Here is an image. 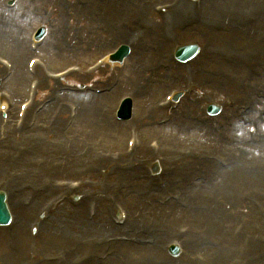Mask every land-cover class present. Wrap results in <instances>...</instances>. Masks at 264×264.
<instances>
[{
    "label": "rangeland",
    "instance_id": "rangeland-1",
    "mask_svg": "<svg viewBox=\"0 0 264 264\" xmlns=\"http://www.w3.org/2000/svg\"><path fill=\"white\" fill-rule=\"evenodd\" d=\"M3 1H6L7 3H15V9L11 12H3V9L1 8V2ZM57 1L58 0H50V5H48L45 0H0V22L4 24H6L5 22H8L17 26L16 29H13L14 37L18 39V42L23 48L25 46L26 50L27 39L30 32L38 27L45 28V42L43 41L44 45L41 49L35 55L29 54L26 57L20 58L23 71H26L27 60L33 56L42 59L44 61L43 63L47 66V71L51 74L62 71L69 65H78L82 70H85L86 67L96 59L110 53L120 45H126V40L119 38L117 34L122 31L130 33L140 32L141 34L135 38L133 48H136L137 46H140L141 48L147 47L149 43L155 42L154 36H157L160 33L159 30L157 34L152 32V30L157 29V25L160 23V18L154 14L153 9L155 10V5L169 2V0H125L123 7H130L129 10L122 11L118 18H111L107 15L103 16V13L100 11V5L102 3H97L98 7L95 6L97 7L96 9L90 4V2L96 3L93 0H84L86 5L83 7L77 4L79 2L78 0H61L62 3L67 6L65 8L66 12H64L65 21L63 25H61L59 19L60 14L56 12V10L60 8V5L56 4ZM190 2L192 4L196 3L191 0ZM68 4L73 8H80L82 11L73 12L68 7ZM138 4H140V7L144 4L149 6V19L138 16ZM254 4L256 7L250 6L249 4L241 10L239 23L242 24L241 19L250 15L251 18L255 20L254 24L256 27L260 24L257 8L259 4ZM255 8H257V11ZM91 10H97L99 12V17L94 16ZM70 18H73L74 20H70ZM192 18L193 13L190 16H187L186 21L191 20ZM216 18L218 19H209L208 30H211L212 32H221L223 30L222 28L226 29V22L223 18ZM98 20L99 22L95 23V21ZM139 22H144V25L148 28L142 29L134 27V25H138ZM124 23H127V27H124ZM213 23L219 25H213L211 27ZM200 25L195 26L193 30L199 29ZM235 28L242 30L241 26H235ZM249 30L251 34L256 31L255 27H250ZM51 36H53V42L51 41ZM170 36L171 42L168 44L170 46L166 47L161 53H157L154 59L151 57L148 59V53L143 49L141 58L142 63L134 64L133 58L135 51L134 53L132 51L129 60H127L122 67L106 66L93 75H88L85 72L83 74L80 73L78 75H73L66 80L74 86L92 85L93 87L105 88L108 94L102 97H94L88 93L85 95H79V90L66 94L61 91V93H58V85L61 87L62 83L57 84L55 82L45 84L46 88L43 90L42 88H39V95L42 99H46L50 94L54 97L53 91L54 87H56L57 93L61 96L59 98H61L63 104L73 103L79 110L81 109L80 104L83 103L91 117L97 119L98 116H101L104 119V122L107 125L105 126V135L93 132L92 135L85 136L83 134L85 124L80 120H77L74 126L70 127V130L64 135V139L55 141V143L50 140V137L47 134L37 133L36 137L38 139H43L45 144L52 142L56 144V146L61 145L67 153L75 146V142H78L76 144V149L78 151H83V153H89L91 163V158L95 155L96 150L98 152H100L101 149L108 151V160L110 162L105 165V172L102 174L105 176L104 178H109V181L106 184L110 186L108 191L104 192L103 190H100V198L105 203H108L107 195L108 197H113L114 194L118 195L120 193L114 191L113 187L125 184L124 181L116 179L115 175L112 176L109 173L115 168V166L119 165L117 163L121 162V153L124 152L123 154H125L126 142L132 140V138L136 139L140 143V146H142L148 153H150V151H148L149 143L151 141H156L154 144L161 146L164 152H167L169 155H182L184 162L189 165L191 164L190 166L194 163L191 157L197 158V161H200L201 159L205 163H208V160H220L222 159L221 157L226 159L230 158L237 160V166L235 168L241 166L244 169L247 167L249 170L252 166L259 167V164L264 166V79H257L262 70L261 65H259L257 61L260 60V58L255 52V47L248 43L238 41V38L234 41L228 40L226 43H216V45L214 44L213 46L207 47V44L203 39L188 34V30L181 32L178 30V27L174 32L170 33ZM156 38V42L162 41L161 38ZM49 41L51 42L50 46H48ZM187 44H196L200 49L199 54L202 55L200 58L198 57L199 59L197 58L198 61L192 67L189 65L185 67L193 81L181 83L178 89L186 93L184 95L188 97L183 99L181 105L176 111L170 110V106L162 109L158 105H162L163 98L171 92V89L167 91L166 88L158 87L157 85H160L159 83L164 81L166 72L164 74L162 73V77H160L159 74L155 77L149 75L151 73L146 72L145 67H154L153 70H155V65L161 61L164 56L171 59L177 46ZM245 46H248V48L245 49ZM10 47L11 43L0 42V56L14 64L13 58H16V56L9 53ZM48 47L51 48L52 51L54 50L53 52L55 53L47 52L46 48ZM201 58L203 60L202 66L200 65ZM236 59L238 61L241 60L242 67L249 70L246 72L254 77V79H251L250 77L241 76L243 85L232 81L234 74H237V72L230 70V67L233 65H231L229 61L233 60L235 63ZM203 70L205 72V81L203 84L201 82L200 86H198L195 80L201 76L203 78ZM2 72L3 71L0 72V75ZM31 79V77L26 75L25 81L21 84V89L23 90L24 95L19 101H17L16 112L19 103L25 98L27 86ZM0 89H5L14 96V89L8 84V82L0 85ZM258 92H260V94H257ZM125 96L131 97L134 101L133 114L131 111V119L125 125L121 126L122 137L116 139L115 134L119 131V125L115 123L113 124L112 116L119 102ZM230 98L235 99L236 106H232L226 102ZM254 101L258 102V104L257 106L252 107L251 104ZM222 102L229 109V112L226 114L233 113V117L229 120H221L222 116L226 115L225 113L217 119H211L206 116L205 109L208 104H215L223 107ZM241 106H249L250 108L246 112L244 111L245 113L242 112L243 114L238 115ZM242 109H244V107ZM47 111L52 112L53 110H51L50 107H45L40 115H44ZM237 115L246 118V120L239 122V117ZM66 116L67 111H65L58 123L60 130L62 124H64ZM164 118L170 119L171 122L160 127L158 121ZM47 121L46 127H48ZM250 122H252V124ZM68 140H71V144L69 143L70 147L67 145ZM35 144H37V142ZM139 152L135 157H137ZM127 156L128 160L122 163L124 164L123 172L134 169L131 167L132 165L135 166V169L137 168V165L135 164L137 163L136 159H134L132 155ZM30 159L32 158L30 157ZM73 159V155L59 153L50 158L48 156L47 162L50 167L56 169L62 163L68 162L71 164ZM240 159L242 162H240ZM40 160H42V163L45 162V156L43 154H41ZM112 161L114 162L112 163ZM150 164L151 162L143 166L141 165L140 172L143 176L154 178L159 174H152L150 172ZM92 165L93 169L91 170L87 169V162H85L84 165L79 166L77 177L73 175L67 177L62 174H45V177L51 180L67 178L77 181L83 179L84 182L91 181L94 183L90 184V187H98L103 183L104 179L100 180L98 178L101 171L98 172V167L94 168V164ZM2 166L6 167V164H3ZM18 166L7 167L4 173L0 175V181L9 178L10 172L12 170H17ZM172 167L170 168V172L172 171L171 175H173V177H182L186 182L189 181L190 176L193 175V173L196 174L195 172H190L188 174L184 172H176L175 170H172ZM208 168L209 165L205 166V170L202 171L204 173L202 174H205L206 172L209 173ZM117 171H120V169H117ZM224 173L225 172L222 171L219 172V175L214 176L212 183L216 184L218 181L219 183L210 188L202 187L199 182L197 187H199V190L202 193L199 195L189 197L187 193V195L181 199L174 187L171 186L173 188L171 190V195L168 197L169 201L168 199H162V191L157 195H154L153 198L143 199L144 205L149 208L153 205L160 207L161 202L169 204L165 206L163 215H168L169 212H175L173 210L176 209L180 210L181 208L178 204H182L185 211L189 210L186 213H206L209 214L212 219L215 218L222 223V227L214 228L209 232L203 226L201 221H196L195 224L189 219H183L182 216H178L174 219H170L169 217L166 218L165 216L156 223L151 220L152 225H154L153 230H155L153 233L155 234L147 235L146 230H143L144 233L141 234V236H144L142 242L147 244L150 243V237H156L157 239L155 245V256L157 257L152 259L153 264H163L164 258L168 261L176 262V260L184 259L186 255L191 257L198 255L201 262H203L202 264H241L243 257L244 260L248 259V254L244 256L245 252H247L245 249H248V244L251 242L249 248L258 244V238L255 237L256 242L251 239L252 233L246 232L248 218H250L249 213L244 211L239 215L236 204L232 199H226L228 206L221 210L217 209L220 206V203L225 200L222 193L225 190L231 197H234L235 202L244 203L239 199L240 193H249L251 196H257L259 200L264 199V183H259L258 186H255L256 184L253 185L251 183H246L245 181L237 182L236 186L231 188L233 183L229 185V183H227L229 180L220 181ZM37 180L41 182V178H37ZM222 184H224L223 187H221ZM140 186H142V182ZM183 187V185L180 186L179 190L183 191ZM185 188L190 194L192 193L190 187ZM97 190L98 189H96V191ZM87 193H89V197ZM75 194L78 196H69V201L74 204L75 201H73V199H75V197L85 199L82 205L77 206V210L83 214V220L90 223L87 219H92L94 216L96 217V215H98V207L100 206L95 193L91 188H88V191L83 190V192ZM23 195H25V192L22 193L21 197ZM115 198L117 199V204L119 206L121 204L126 206L125 201L123 200L126 198V195L123 199L121 197L118 198L117 196H115ZM175 199H177V201ZM154 200L158 202H155ZM252 200L253 199H249V201ZM38 204H36V207ZM132 204H137L134 207V210H136L138 206L139 209L142 210V206L140 203H137L136 200H134ZM65 205L70 207L69 204ZM90 207L93 208L91 212L92 215L88 213ZM141 210L137 211L141 213ZM255 211L259 213L257 208H255ZM109 216H111V218H116L115 206L113 205H111L110 211L106 213L105 218L109 220ZM238 224L244 225L245 227L244 234L242 235V231L238 234V237H241L240 240H237L236 244L231 246L223 243L221 229H227L229 233H231L229 236H232V229ZM163 227H166L167 230L170 229V231L166 233L167 230L164 231L165 228ZM187 227H189L191 231L186 237L182 230L187 231ZM158 234H160V238L158 237ZM201 234L205 238L206 245L208 247L218 248L220 250L219 253L215 252L211 254V250L206 249V247H202L201 249L195 247L200 241ZM97 235L98 233L96 234L94 230H88L83 234L72 231L70 236L67 237L75 241L77 247L81 246L83 242L87 241V239L90 241V239L97 237ZM253 235L256 236L255 233ZM43 239L44 237H40L38 241L36 240V242L39 243L38 245L42 244ZM175 240L180 243V251H178L176 257H171L168 255L167 248L172 244L171 242ZM6 242L7 238H3L4 246L5 244L7 246ZM175 244L177 245V243ZM244 244L248 246L246 247ZM49 247H59L58 252L67 253L65 243L63 242L51 244ZM76 247L74 248L72 255H70V258L76 253H83L81 250H77ZM3 248L5 249V247ZM228 248H230V250H228ZM239 248L241 250L238 253ZM39 251L43 252L44 250L39 248ZM83 251L87 252L85 250ZM36 255L37 252L34 250L32 254L28 255V262L32 260L33 262L38 261L42 263ZM162 255H164V257ZM148 256V250H144L143 254L141 253L140 258L146 261ZM251 262L252 264H264V259L262 257L259 259H252ZM141 264H143V262H141Z\"/></svg>",
    "mask_w": 264,
    "mask_h": 264
},
{
    "label": "bare ground",
    "instance_id": "bare-ground-1",
    "mask_svg": "<svg viewBox=\"0 0 264 264\" xmlns=\"http://www.w3.org/2000/svg\"><path fill=\"white\" fill-rule=\"evenodd\" d=\"M47 1V4L50 5V0ZM145 1V0H144ZM157 1V0H153ZM161 1V0H158ZM166 1V0H163ZM125 0L121 1H111L106 0L100 5V11L103 13V16L107 15L111 18H118L120 16V13L122 11L129 10L130 7H123V3ZM259 4L257 6L258 12H259V20L260 24L254 26L250 25L251 16L248 15L247 17H243L240 22V14L241 10L246 7V5L255 6V4ZM261 3V4H260ZM56 4L60 5V8L56 10L57 13H59V19L61 21V25H63L65 21V8L67 7L62 3L61 0H58ZM68 7L71 10L76 11H82V9L73 8L70 4H68ZM138 7V16L145 17L149 19L150 13H149V6L143 5L140 7V4L137 5ZM257 8L255 10L257 11ZM202 16L200 19V22L197 25H200V28L197 30H193L194 27H192L190 30H188V34L194 35L196 38H201L205 41L207 44V47L213 46L216 43H226L228 40L234 41L238 38V41H242L245 43H248L249 45H253L255 47V52L258 54L260 60L258 61V64L261 65L262 72L259 74L257 79H264V72H263V59H264V2L260 0H202ZM165 15L162 18V25L163 28H165L166 33L174 32L178 25L183 24L187 16H190L193 13L194 19H195V10L194 5L190 2V0H177L173 2L170 0V8L164 10ZM123 16V15H122ZM223 18L226 22V29L222 28L223 30L220 32H212L211 30H208V21L209 19H218ZM193 19V20H194ZM70 20H74L73 18H70ZM98 21H95V23H98ZM192 21L188 20L185 23H190ZM6 24L0 22V42L1 43H11V47L9 50V53L12 55H15L16 58H13L14 61V71L12 76L9 80H7L8 84L12 86L14 89V97H13L15 103L21 99V97L24 95L23 90L21 89V84L26 79L25 71L21 68V60L20 58L25 57L29 54L27 50L23 48V46L18 42V39L14 37L13 29L17 28L15 24H10L8 22H5ZM196 25V26H197ZM213 25H219L217 23H213ZM235 26H241L242 30H238V28H235ZM250 27H255L256 31L255 33H250ZM216 31V30H215ZM118 37L121 39L126 40V42L132 46L134 45L135 38L141 34L139 33H130L126 31H122L121 33H117ZM51 41L53 42V36H51ZM51 42L48 44L50 46ZM43 46V45H42ZM245 49L248 48V46L244 47ZM3 50V49H2ZM47 52H52L51 48H46ZM38 52V51H37ZM142 53L141 49L138 47L135 51V60H141ZM18 60V61H17ZM200 65L202 66V58L200 61ZM243 63V62H242ZM254 68V66H253ZM203 69V67H202ZM230 70L237 72V74H234V77L232 81L234 83H239L243 85V80L241 79V76L250 77L251 79H254V77L250 76L246 71L244 67H242L241 60L235 61L233 66L230 67ZM0 71L2 69L0 68ZM204 70L202 71V76L199 77L200 80L197 81L198 86H200L201 82L202 84L205 81L204 78ZM185 76V79L183 77ZM193 81L191 77L189 76V73L186 69L183 70V68H177V73L175 76V79L173 80L174 85L181 84L182 82H189ZM43 84L42 88L45 89L47 84L46 81L41 83ZM162 87L163 86H159ZM163 90V89H162ZM159 91V90H158ZM217 96V94H216ZM5 106V112L6 114H9L8 119L5 121L0 116V175H2L5 171V169L9 166H18L16 172H27L28 174L25 177H20L17 179H11L6 181L3 179L1 182L3 183L4 187L2 191H6L7 193V202L9 208H11L13 211L17 212L22 220V222L17 225L14 230L16 231V241L14 245H8L4 246L3 244V235L0 234V264H42L38 261L33 262L32 260L28 262L27 257L32 253L33 247L29 248L28 238L26 235V229L27 224L24 223L27 221L30 217L36 216L37 210L35 208L34 201L31 203V205L28 208H22L21 206H18L14 202V195L20 191H23L25 189H31L32 183L37 180V178L43 179L45 176L44 174H53L58 175L62 174L65 176L73 175L78 176V167L84 165L85 162H87L88 170L98 167V172L101 171V173L98 175V178L100 180L104 179L103 183L99 185L98 187L91 188L92 191L95 193L96 198L98 199L100 206L98 207V215H96L95 219L91 222H85L83 220V214L81 212H78L77 208H67L64 212H61L60 217L57 216V213H54V215L44 224L43 228L40 230V234L42 232V235H44L43 240V247L44 250L41 252L40 257L42 259L43 264H99L100 261L95 260V254L97 251L100 250H110L111 255H108L106 252L103 254H107L108 258L106 259L107 263L112 258H114L118 262V257L122 256L128 258L130 261L129 264H133L134 260L136 264H139L140 262H144V264H151V258L144 261L140 258L141 253L145 250L149 253L156 254L155 246L153 248L149 247H137L132 246L130 244H124L123 242H119L116 238L118 234H129L132 233L136 236H140L143 234V230H146V233L148 231L147 227L151 220L153 222H158L161 219H163L165 216L166 218L169 217L170 219H174L178 216H182L185 220H191V222H194L196 224V221H201L203 226L206 228L207 231L211 232L214 228L222 227V223L215 218L212 219L209 214L206 213H186L188 211L185 210H173L175 212H169L168 215H163L164 208L157 207L156 205H153L152 207H147L144 205L143 199L153 198L154 195L158 194L159 192H165L164 190L160 189L158 185H151L150 189L148 191H145V186L149 183L146 181L142 174H141V159L145 158L146 162H151L153 160L152 153L146 152L144 149H142L141 152L137 155V157H133L136 159L137 163L139 165L137 168L132 169L128 172H120L117 171L115 173L116 179L124 181L125 184L119 185L116 187H113L114 191L118 192H126L127 193V200H125L126 206L128 208V218L126 221V224L123 226V228H117L113 224L109 222L108 219L105 218L106 213L110 211L111 204L105 203L100 198V190L108 191L109 186L106 183L109 181V178H104L103 175L105 172V165H107L110 161L108 160L107 151L101 149L100 152L97 150L95 151V155L91 158L92 163L90 162L89 153H83V151H78L76 149V144L78 142H75V146L67 153L65 149L62 148L61 145L56 146L55 141L64 139V134L61 133L60 127L58 125L60 118L62 117L63 113H65L66 109L64 108V105L62 103V100H58L55 103L50 104L52 112L47 111L46 114L40 115L37 119V122L35 123L32 130L29 129L28 126L20 129L15 130L12 128V118L14 117V109H9V105ZM51 113V114H49ZM52 113H57V116L52 115ZM49 114V115H48ZM48 120V121H47ZM77 120H80L85 124V129L83 130V134L85 136L92 135L93 132L96 134L101 133L105 135L106 129L105 126H107L104 122V119L101 116H98L97 119L94 117H91L90 114L86 110H77V116L74 124ZM46 121L47 126L46 127ZM55 123V124H54ZM252 124V122H250ZM51 126V127H49ZM70 130V129H69ZM68 130V131H69ZM80 130V129H78ZM118 132L115 134V138L119 139L122 137V127H118ZM37 133L39 134H47L50 137V140L54 143H48L45 144L43 139H38L35 141V138L37 136ZM37 142V144H35ZM143 148V147H142ZM94 150V149H93ZM40 153V154H39ZM59 153L73 155L74 159L73 162L70 163H62L58 168L54 169L49 166L47 160L48 156L49 158L57 155ZM93 153V152H92ZM38 154V155H37ZM43 154L45 156V162L42 163V160H40V156ZM48 154V155H47ZM165 159H164V166L168 165L170 162L167 161L169 156L165 153ZM30 157L32 159H30ZM30 159V160H29ZM32 160V163H31ZM126 160L128 158L123 157L120 161V163L117 167L123 166ZM130 160V159H129ZM30 162V163H29ZM195 162V161H194ZM240 162L242 160L240 159ZM113 163V161H112ZM6 164V167H3L2 165ZM194 164L197 165V170H203L205 166L208 165V163L205 162H195ZM116 165V164H115ZM171 165L174 167L175 171L182 172L181 169L187 167L183 157L177 156L175 159L171 160ZM237 166V164H236ZM100 167V168H99ZM85 173V172H84ZM103 173V174H102ZM168 176V173L166 174ZM44 180V179H43ZM229 180V185L233 183L231 188H234L237 184V182H246L251 184H256L255 186H258L259 183H264V166L259 164V167H256L255 170H247L240 167H237L231 170H228L224 173L220 181H227ZM82 181V180H81ZM42 182V181H41ZM142 182V186H140ZM154 184V183H153ZM203 184L210 188L209 183L203 182ZM226 184V183H225ZM224 184L221 185L223 187ZM210 186V187H209ZM38 188V187H37ZM89 188V187H87ZM140 188V189H139ZM176 188V187H174ZM220 188V187H219ZM218 188V189H219ZM96 189H98L96 191ZM217 189V190H218ZM84 188H81L80 190L69 192L67 189H63L65 193L68 194H74L82 192ZM112 190V189H111ZM185 190V189H184ZM216 190V191H217ZM39 192V191H38ZM59 191L53 190L50 188L49 190H46L43 194H35V199L40 200L44 195H50L57 193ZM212 193V192H211ZM223 193L224 202L220 203V206L217 210H221L225 208L227 205L226 199H232V201L236 204L237 212L239 215H241L244 211L246 213H249L250 218H248V224H247V231L248 233H252L251 239L255 240V237L258 238V244H255V246L250 247V243L247 245L248 249L247 252H245L244 256L248 254V259L243 260L241 264H252V259H264V199L259 200L257 196H249L247 198L248 200L244 203L235 202L234 197H231L226 190ZM202 194L199 190V187H196L193 189L192 193L190 194L188 192V196H194ZM256 195V194H255ZM203 196V195H201ZM132 199V200H130ZM240 199V196H239ZM249 199H253L252 201H249ZM136 200L137 203H140L142 206V210L139 209V206L136 210H134V207L136 204H132V202ZM187 200V199H186ZM155 201V200H154ZM144 205V206H143ZM260 206L261 208H258L257 213L255 211V207ZM254 207V208H251ZM137 210H141V213ZM136 211V212H135ZM13 213V212H12ZM59 220V221H58ZM154 225H152L153 227ZM166 229V227H163ZM88 230H94L96 234L98 233L97 237H94L96 239V244L99 245L101 248L92 246V243L87 239V241L83 242L81 246L76 247V242L68 238L67 236H70V233L72 231L79 232V234H83L84 232H87ZM245 227H243L242 235L244 234ZM170 231L167 230L166 233ZM234 231V228L232 229V232ZM222 239L223 243H226L227 245L231 246L236 244L237 240H240L241 237H234L229 236V231L227 229L222 228ZM255 233L256 236L253 234ZM39 234V235H40ZM163 234V233H162ZM206 234V233H205ZM106 235V236H103ZM158 237L160 238V234H158ZM52 240V244L63 242L65 243V248L67 250V253L65 252H58L59 247H49V242L47 240ZM110 239L111 242L107 243L106 239ZM103 239L105 241L103 242ZM26 240V241H25ZM260 241V242H259ZM257 242V241H256ZM263 243V244H262ZM261 244V245H260ZM5 247V249L3 248ZM76 247L77 250H81L83 253L79 252L73 255V257L70 258V255L74 252V248ZM195 247L201 249L202 247H206V249L211 250V254L217 252L219 253L218 248L214 247H208L205 242V238L200 235V241L195 245ZM154 251H153V250ZM262 249V252H261ZM83 250L87 251L84 252ZM230 250V248H228ZM123 252V253H121ZM80 255L81 259L78 260V262H75L78 256ZM157 257V256H154ZM198 264L194 260H186V259H179L176 260V262L168 261L164 258L163 264ZM108 264H116L115 262H110ZM125 264H128L127 261Z\"/></svg>",
    "mask_w": 264,
    "mask_h": 264
}]
</instances>
